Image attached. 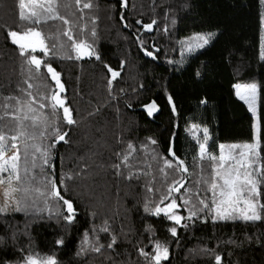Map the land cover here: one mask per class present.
Listing matches in <instances>:
<instances>
[{
  "label": "trees",
  "instance_id": "16d2710c",
  "mask_svg": "<svg viewBox=\"0 0 264 264\" xmlns=\"http://www.w3.org/2000/svg\"><path fill=\"white\" fill-rule=\"evenodd\" d=\"M37 2L47 6V0ZM84 2L70 0V6L65 8L57 0L68 23L57 20L34 26L41 31L47 48L45 52L38 48L31 54L42 62L51 60L64 84L65 90L60 92L43 63L35 70L40 79L28 72L35 66L23 63L18 45L11 43L7 33L32 25L19 20L18 0H0V104L7 105L5 110L9 111L4 132L11 136L20 131L18 121L11 118L12 108H20V101H30L33 112L22 109L14 113L29 116L23 121L29 135L16 141L21 155L26 143L50 144L55 139L50 135L53 129L48 127L44 132L47 139H41L40 132L44 129V114L50 112V99L44 97H50L53 91L64 99L78 122H63L61 127L68 131L65 139L69 142L56 144L51 169L44 165L46 171H54L52 179L61 195L72 201L75 219L68 224L56 217L51 197L45 207V188L38 180L35 185H26L28 191H19V195L28 211L0 213V237L4 238L0 243V264H27L28 257L44 261L49 256L56 264H149L139 249L153 253L157 240L169 249L168 259L161 260V264H216L214 255L221 257L220 264H264V220H219L214 218V211L209 213L198 204L202 209L197 213L200 218L182 220L181 224H188L184 228L163 212L151 215L144 211L149 200L150 207H166L170 199L160 203V198L167 194L179 205L169 211L188 217L192 205L184 206L180 193L198 201L196 192L215 208L212 193L207 191L213 182L211 176L217 179L215 161L201 153L200 143L204 128L209 137L206 149L217 157L229 145L254 141V116L237 95L238 84L258 86L259 154L264 164V6L260 0H128L127 7L121 6V0H87L93 3L90 9L83 8ZM33 10L40 11L31 6L24 9L26 14ZM152 20L156 23L148 31L143 25ZM93 31L94 36L90 35ZM209 33L214 35L208 43L198 47L202 41L197 37ZM81 42L91 48L76 58L75 44ZM144 49L151 51L155 59ZM92 50L95 54L87 55ZM65 51L70 58L64 57ZM105 65L120 73L112 79L111 91L108 81L112 76ZM17 85L25 91L21 92ZM9 96L19 99L10 101ZM42 103L46 107L41 108ZM153 103L156 107L150 109ZM58 111L63 114V109ZM33 119L40 123L35 129L30 127ZM128 143L135 151L127 149ZM170 146L189 172L177 170L176 161L169 155ZM126 151L129 161L136 164L132 171L140 179H125L111 167L121 163L116 154ZM194 158L197 162L193 165ZM165 159L173 160L174 166L167 167ZM20 164L19 173L24 176L23 160ZM79 169L83 171L77 175ZM121 171L127 169L122 166ZM37 172L39 168L29 169L28 175L35 177ZM66 174L72 179H65ZM181 178L184 187L169 193L168 187ZM261 188L264 190V185ZM60 211L67 214L63 208ZM105 222L108 231H101ZM171 227L177 228V236L168 231ZM113 235L117 237L115 251L106 247ZM60 238L62 245L56 244ZM97 240L105 248L99 253L91 252ZM82 245L89 251L77 255Z\"/></svg>",
  "mask_w": 264,
  "mask_h": 264
},
{
  "label": "snow or ice",
  "instance_id": "6c2138e0",
  "mask_svg": "<svg viewBox=\"0 0 264 264\" xmlns=\"http://www.w3.org/2000/svg\"><path fill=\"white\" fill-rule=\"evenodd\" d=\"M81 0H75L76 4H80ZM94 3V0H93ZM93 3L84 2L83 8L90 9L93 7ZM262 6H264V0H260ZM31 6L33 9L37 7L40 11L33 10L30 13L26 14L24 9L26 7ZM62 7H69L70 0H61ZM121 6L127 7L128 0H121ZM187 7V5H184ZM18 17L20 21L26 22V24L32 25V27H26L24 30L23 27L12 30L7 33L8 38L11 40V43L18 45L19 55L24 58L23 63L25 65L32 66L34 65L35 68L32 67L28 68V72L32 75L35 79H40L36 75L35 70H39L43 63L44 67L47 70V73H51L52 79L55 80L56 85L58 86L60 92L65 90L64 84L61 83L59 76L60 74L52 67L51 60L47 62H42L41 59H38L35 55L31 53L35 52L38 48L41 52H45L47 46L44 44V40L41 39V31L37 30L34 26L37 24H47L49 21H62L63 24H67L68 20L64 19L61 15L59 8L57 7V0H47V6L44 3H39L37 0H18ZM121 20H124V17L121 16ZM137 23H141V21H137ZM156 21L152 20L149 24H144L143 27L148 31L152 30V25L155 24ZM175 21H173V24ZM261 23L264 24V11L261 12ZM51 27H55V25H51ZM125 27H131V25L125 24ZM68 35V33H64ZM90 35L94 36L95 32H91ZM214 34L209 33L207 36H198L197 39L202 41L198 47H203L205 44L208 43L210 37ZM72 37L69 35V40ZM139 39V38H138ZM141 45H143L144 41L142 39L139 40ZM53 49H56L55 43L52 45ZM71 48V46H69ZM91 48L90 44L76 43L75 50L78 53L76 58H80V54L84 53L86 49ZM191 50V49H190ZM146 55L153 57L155 59L154 54L147 49H144ZM158 51V49H157ZM57 53L56 51L53 52V56ZM94 50L88 51L87 55L92 56L94 55ZM65 58H70L67 55V51L64 52ZM96 59H100L99 55H96ZM108 68V71L111 73L112 78L109 79V90L111 91V84L112 79H115L120 75L119 71L113 70L111 67L105 65ZM44 76L45 74H41ZM22 83H27V81H22ZM32 87L31 84L28 85ZM21 92H24L25 89L20 87ZM238 89L241 87L240 85L236 86ZM250 92L249 98V107L254 110L253 103L251 101L255 100V94L257 91L256 84H249L245 86ZM29 95H31L29 93ZM45 99H50V112L44 114V129L40 132L41 139H47L44 135V132L47 131L48 127H51L53 131L50 133L51 136L55 137V139L48 145H43L42 143L37 144H24L21 155V147L16 143L19 140L20 136H27V133L24 130V120H28L29 116L25 114L23 117L17 116L14 113L17 111H21L22 109H26L27 112H33L34 109L32 107V102L30 101H20L21 107L20 108H12V119L18 121V127L20 131L18 133L12 134L8 136L4 132V128L6 127L5 121L9 117V111L5 110L8 106L4 104H0V173H8L7 177V191L5 195L10 196L11 193L15 191H24L27 192L28 188L26 185L37 184V180L39 184L44 185L45 192L43 193L44 200H45V207L46 202L49 197L52 198L54 202V215L56 217H60L68 224H71L72 221L75 219V209L73 203L69 199H65L63 195H61L60 191L57 189L56 182L52 179L55 175L54 171H46L44 165H48V168L51 169L53 167L51 160L53 156V150L55 146L60 141H64V143H68L69 141L65 139L68 136V131L62 129V124L64 121L68 125H76L78 122L72 116V110L70 107H66L64 103V99L59 96V93L52 92L50 97L45 95ZM245 99V97H241ZM2 99V97H0ZM10 101H16L19 98L16 96H9L7 97ZM169 100L171 98L169 97ZM41 108L46 107L45 104L40 105ZM155 104H151L149 108H155ZM58 109H63V114L61 115ZM174 110V106H173ZM95 113H89V115H94ZM149 115H151V111H149ZM59 120V124L57 121ZM40 126V123L33 119L30 127L33 129ZM203 142L200 143V150L202 154H207L209 156L210 161H217L216 168H215V177L222 181V183L212 182L210 187L207 191L212 193L211 196V204L215 205L213 209L211 205L207 202L208 198L203 197V195L199 192L194 193L195 196L200 197L198 201L193 200V196H185L184 193H180V199L183 200L184 206L189 204L192 205L190 209L191 215L188 217L181 216L176 214L175 212H170L169 210L175 209L179 207L177 204V199L169 197L167 194L160 198V203H163L164 200H169L170 203L166 205V207L161 208L159 206L150 207V200L146 202L144 205V211L151 214V215H159L161 212L164 213L165 217L169 220L175 221L177 225H181L184 228L188 227V224H181L182 220H191L192 217H200L197 216L198 211L202 209L199 208L197 205H203V208L208 209L209 213H213L214 211V218L219 220H235L241 219L245 222H257L264 220V203H261V196L264 195V190H262L261 185H264V164L261 163V156L259 154V139L257 143H245L243 145L232 144L228 146V153L225 154L223 151L220 152L219 156H215L211 154L210 150L206 149L208 137V130L207 128L203 129ZM33 139L36 138V133H31ZM150 139V138H149ZM11 141V142H9ZM120 142V141H118ZM152 144H156L155 140H151ZM128 150L135 151L133 145L128 143L126 145ZM220 149H224L225 145H219ZM31 149V151H29ZM234 149H240L239 152H233ZM7 153H12L10 156H7ZM36 153H39V157H36ZM120 159L121 163H113L111 165L114 168L116 175H124L125 179L131 180L135 177V179H140V175L138 173H134L132 169L136 168V164L134 161H129L128 159V152L126 151L123 155L121 153L116 154ZM169 155L173 157L176 161L175 167L177 170L182 172H189L188 167H184V161L179 159L175 156V152L172 150L170 146ZM203 158V156L201 157ZM37 159H39V163H37ZM21 160H23V167H24V176H21L19 173V168L21 167ZM196 159H193V165L196 164ZM164 163L167 167L172 168L174 166L173 160L165 159ZM227 165V166H225ZM122 166L127 169V171H121ZM39 168V172L36 173L35 177H30L28 175L29 169ZM83 171V169H79V172ZM163 171V169H161ZM13 179L16 181H20L16 187H13ZM65 179H72L70 175L66 174ZM5 183V178L0 176V184ZM61 184L64 183V180L60 181ZM179 185V187H177ZM184 187L183 178L177 180L175 184H172L168 187L167 191L170 193L172 191L180 192V188ZM35 190V189H34ZM65 191L67 189H64ZM148 191H151L149 188ZM186 191H188L186 189ZM217 196L219 199H217ZM148 199V198H146ZM62 202V203H61ZM34 203V201H33ZM63 208L67 214H63L60 209ZM8 206L5 205L0 207V213L6 212ZM15 211H28V205L26 202H18L14 208ZM44 209H37V211H43ZM35 215V212L32 213ZM95 215V213H93ZM101 231H108L107 224L105 222V226L100 229ZM148 231H151V226H149ZM173 237L177 236V228L171 227L168 229ZM87 233L85 236L87 237ZM4 242V238L0 237V243ZM117 243V237L111 236V239L107 243V249H113V246ZM56 244L62 245L63 238H60L56 241ZM155 251L153 253L145 252L143 248L139 249L141 255H143L148 261L149 264H161V260H167L169 256V249L168 246L160 241H154ZM105 248L104 244L99 243V241H95L91 248V252L99 253L101 249ZM114 250V249H113ZM89 251V249H85L83 245L81 246V251L77 253V255H81L83 252ZM115 251V250H114ZM118 255V253H116ZM214 259L216 264H220L221 257L219 255H214ZM2 264H9L8 261H3ZM27 264H36V260L32 257H28ZM43 264H56V261L51 257H46L43 261ZM115 264V262H114Z\"/></svg>",
  "mask_w": 264,
  "mask_h": 264
},
{
  "label": "rangeland",
  "instance_id": "374dc122",
  "mask_svg": "<svg viewBox=\"0 0 264 264\" xmlns=\"http://www.w3.org/2000/svg\"><path fill=\"white\" fill-rule=\"evenodd\" d=\"M262 55L264 56V47L262 49ZM249 84H253V83L238 84V85L241 86L239 89L235 86L237 95L240 98L242 96L245 97V99H242V98L241 99L248 105V107H249L250 92L245 86L249 85ZM251 102L253 103V107H254V110L249 107L250 112L254 116V141L251 142V143H257V140L259 139L258 86H257L256 94H255V100L251 101ZM224 151L226 152V153L225 152L224 153L227 154L229 149L226 148V149H224ZM232 151L235 152L236 149H234ZM11 154L7 153V156H10ZM204 155H207V154H204ZM216 164H217L216 161L213 162V165L215 166V168H216ZM225 166H227V165H225ZM0 176L5 178V183L4 184H0V207H3L5 205H7L8 209H7L6 212H4V214H15L18 211H15L14 208H15L16 204L18 202H20L19 190L11 193L10 196L5 195V192L7 191V183H8L7 182V177H8V173H6V172L5 173H0ZM211 178H212L213 182L222 183V181L214 179L213 176H211ZM18 184H19L18 181L13 179V187H16ZM208 194L211 195L210 192L209 193H207V192L205 193V195H208ZM263 260H264V250H263ZM36 264H43V260L36 259Z\"/></svg>",
  "mask_w": 264,
  "mask_h": 264
}]
</instances>
